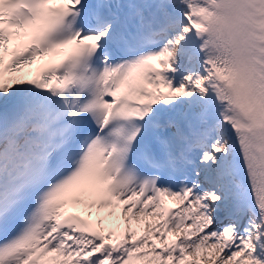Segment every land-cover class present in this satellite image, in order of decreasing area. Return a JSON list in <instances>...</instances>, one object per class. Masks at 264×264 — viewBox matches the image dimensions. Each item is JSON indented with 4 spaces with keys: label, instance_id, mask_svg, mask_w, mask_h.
<instances>
[{
    "label": "snow or ice",
    "instance_id": "6c2138e0",
    "mask_svg": "<svg viewBox=\"0 0 264 264\" xmlns=\"http://www.w3.org/2000/svg\"><path fill=\"white\" fill-rule=\"evenodd\" d=\"M0 264H264V0H0Z\"/></svg>",
    "mask_w": 264,
    "mask_h": 264
}]
</instances>
